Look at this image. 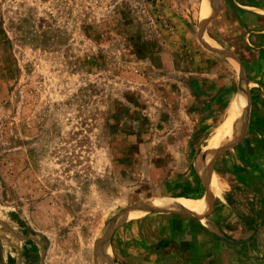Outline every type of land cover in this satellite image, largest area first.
Here are the masks:
<instances>
[{
	"label": "rangeland",
	"instance_id": "rangeland-1",
	"mask_svg": "<svg viewBox=\"0 0 264 264\" xmlns=\"http://www.w3.org/2000/svg\"><path fill=\"white\" fill-rule=\"evenodd\" d=\"M210 6L0 0V264L169 263L172 214L228 236L222 176L264 264V21Z\"/></svg>",
	"mask_w": 264,
	"mask_h": 264
},
{
	"label": "crops",
	"instance_id": "crops-1",
	"mask_svg": "<svg viewBox=\"0 0 264 264\" xmlns=\"http://www.w3.org/2000/svg\"><path fill=\"white\" fill-rule=\"evenodd\" d=\"M210 2V7L213 10L216 9V12L219 8L222 9L225 6L241 10H254L259 13L252 14L254 19L258 23L264 21V0H220V5L214 2V0H210ZM258 23L254 24L253 22H249V25L256 28ZM260 30V35L263 36L264 29ZM253 32H257V29ZM262 86L264 87V83ZM259 99V96H255L254 106L257 111L259 106V109L264 110V101H259ZM261 110L259 112H262ZM254 122L255 126L251 130L253 131L251 132V136L256 137V139L257 137H263L264 143V116L256 115ZM261 141L259 139V142ZM225 162L230 166L231 163H234V156L232 154L227 155ZM221 178L224 180L222 182L224 190L221 195L217 194V205L215 206V215L213 218L223 228L224 232L228 233L227 237L237 240L238 243L227 242L218 237L207 223H201L196 216L172 214L167 217V221L163 224H170L172 227V233L169 235V239L171 240L170 246L173 248L172 251H174L173 257L169 263L163 261L158 264H256L254 262L255 260L248 255V249L252 247L250 244L254 241L255 236L253 234L257 233V227L238 216V210H244V208L250 210L252 207L251 194L256 192L255 186H249L246 189H237L230 185L228 178L225 179L224 176ZM218 185L219 183L216 182L215 187L217 188ZM238 190L244 191L245 193L243 194ZM177 202L193 209L197 207L198 201L180 198ZM205 210L201 206L200 209L194 211L203 213ZM253 225L254 227L252 228ZM237 235L240 237L243 236V241H239L240 239L237 238Z\"/></svg>",
	"mask_w": 264,
	"mask_h": 264
},
{
	"label": "bare ground",
	"instance_id": "bare-ground-1",
	"mask_svg": "<svg viewBox=\"0 0 264 264\" xmlns=\"http://www.w3.org/2000/svg\"><path fill=\"white\" fill-rule=\"evenodd\" d=\"M212 41H213V40H212ZM231 112H232V111H231ZM231 114L233 115V112H232ZM232 115H231V116H232ZM228 122H230V119H229ZM227 124H228V123H227ZM227 124H225L224 127H223L224 131L221 130L222 133L219 134L220 137H223V136L229 134V133H228V131H229V126H227ZM232 131H233V130H232ZM232 134H233V132H232ZM230 135H231V134H229V136H230ZM225 139H226V138H225ZM217 140H218V139H217Z\"/></svg>",
	"mask_w": 264,
	"mask_h": 264
},
{
	"label": "water",
	"instance_id": "water-1",
	"mask_svg": "<svg viewBox=\"0 0 264 264\" xmlns=\"http://www.w3.org/2000/svg\"><path fill=\"white\" fill-rule=\"evenodd\" d=\"M218 237L222 238L223 240L227 241V242H231V243H235L237 244L238 241H231L228 237L224 236V235H221V234H218V233H215Z\"/></svg>",
	"mask_w": 264,
	"mask_h": 264
}]
</instances>
